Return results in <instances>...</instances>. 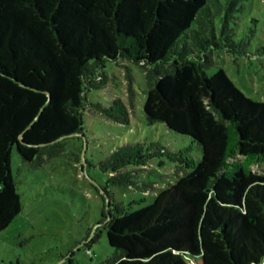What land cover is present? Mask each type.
<instances>
[{
	"label": "trees",
	"instance_id": "trees-1",
	"mask_svg": "<svg viewBox=\"0 0 264 264\" xmlns=\"http://www.w3.org/2000/svg\"><path fill=\"white\" fill-rule=\"evenodd\" d=\"M247 1L0 0V232L22 208L14 150L37 168L84 136L85 111L129 123L120 98L88 99L106 62L123 59L143 69L147 123L189 137L201 157L165 152L174 183L136 210L109 203L114 252L100 264H264V101L224 69L208 73L214 51L245 54L236 27ZM154 155L125 144L102 167L111 184L146 192L138 177Z\"/></svg>",
	"mask_w": 264,
	"mask_h": 264
},
{
	"label": "rangeland",
	"instance_id": "rangeland-1",
	"mask_svg": "<svg viewBox=\"0 0 264 264\" xmlns=\"http://www.w3.org/2000/svg\"><path fill=\"white\" fill-rule=\"evenodd\" d=\"M236 32V39L245 44V54L214 51L208 73L222 68L247 97L264 101V0L246 2ZM104 71L106 83L101 89L91 90L88 99L107 106L120 98L130 109L129 123L121 125L85 111L84 136L67 140L59 156L37 168H31L13 151L11 169L22 208L0 232V264L104 262L114 252L105 229L108 220L104 216L112 210L109 203L121 202L136 210L174 183L178 161H172L165 152L178 154L188 148L190 158L197 161L201 157L199 146L189 137L178 135L163 124L147 123L142 111L145 93L141 67L118 59L106 62ZM128 73L133 93L128 86ZM134 143L155 153L148 162L151 171L138 177L140 184L149 186L146 192L143 187L111 184V176L116 173L102 167L116 147ZM160 149L163 150L159 152ZM254 169L262 172L260 167Z\"/></svg>",
	"mask_w": 264,
	"mask_h": 264
}]
</instances>
